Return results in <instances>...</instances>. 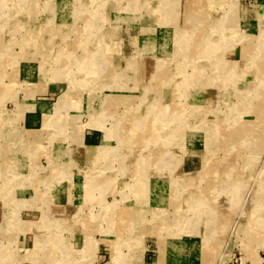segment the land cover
Here are the masks:
<instances>
[{"label": "rangeland", "instance_id": "374dc122", "mask_svg": "<svg viewBox=\"0 0 264 264\" xmlns=\"http://www.w3.org/2000/svg\"><path fill=\"white\" fill-rule=\"evenodd\" d=\"M175 239L264 247V0H0V264Z\"/></svg>", "mask_w": 264, "mask_h": 264}, {"label": "crops", "instance_id": "0c3cea01", "mask_svg": "<svg viewBox=\"0 0 264 264\" xmlns=\"http://www.w3.org/2000/svg\"><path fill=\"white\" fill-rule=\"evenodd\" d=\"M33 121H34V116L33 115L30 114V115H27L25 117V123L26 124L27 123H32ZM186 164H187V162H186ZM172 241H174V242H172ZM172 241L171 240L170 241L169 240L166 241V245L160 243L162 249H164V250L161 249L163 251V254H164L162 257L160 256L161 253L159 255H157L155 253L154 254H149L147 249H146L147 252L145 251L144 255L141 258H139V260H141V262H143V263H146L148 261L147 264H160V262L165 264V262H167V261H171V263L175 264L176 262L182 261V260L189 261L190 260V256H186V255H183L181 253L182 249L184 248V244L183 243L181 244V241H178V239H175V240H172ZM240 243L243 244V242H241V241H240ZM258 245H259L258 243H253L251 245L252 251H251V253H247V256L252 261L253 264H264V262H259V259H258V257L256 256V253H255V249L259 248ZM47 250H48V248H47ZM261 250H264V247H261L258 250V254L260 256H262L260 254ZM45 253L46 252H43V253H40L38 255L39 261H40L41 257L44 256ZM225 257H226V255L223 254V259H225ZM192 258H193V261H194L195 260L194 257H192ZM134 260L135 259L130 257V255H126V259L124 257V258H121L118 261H114V262H117V264H132V262ZM111 261H113V260L111 258H109V261H106V263H104V264H108V262H111Z\"/></svg>", "mask_w": 264, "mask_h": 264}, {"label": "built area", "instance_id": "2783aa9c", "mask_svg": "<svg viewBox=\"0 0 264 264\" xmlns=\"http://www.w3.org/2000/svg\"><path fill=\"white\" fill-rule=\"evenodd\" d=\"M227 264H244L241 257H237V255H233Z\"/></svg>", "mask_w": 264, "mask_h": 264}]
</instances>
